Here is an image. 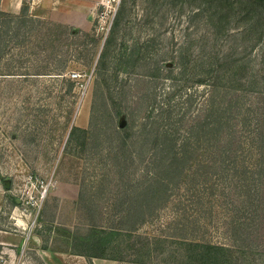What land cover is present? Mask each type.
Wrapping results in <instances>:
<instances>
[{
	"label": "rangeland",
	"instance_id": "1",
	"mask_svg": "<svg viewBox=\"0 0 264 264\" xmlns=\"http://www.w3.org/2000/svg\"><path fill=\"white\" fill-rule=\"evenodd\" d=\"M66 1L43 0L33 10L32 0H24L19 9L0 13V230L15 236L36 220L32 228L38 246L83 251L101 229L113 228L120 233L112 239L108 254L121 256L120 264H194L184 259L181 244L174 240L183 226L191 238L237 247L226 232V221L232 213L229 208L241 206L238 191L230 177L214 191L215 178L207 177L196 163L172 200L135 232L124 230L131 226L122 216L136 207L148 209L133 201L154 172L150 164L154 146L143 124L149 115L158 118L162 106L167 109L162 125L174 131V121L186 106L180 53L191 40L190 50L200 59L209 58L208 51L211 56L248 53L250 74L259 69L258 89L244 99L241 122H246L247 132L242 138L245 148H238V155L242 169L246 165L254 169L262 161L264 144L254 138L260 139L261 130L264 133V56L260 55L264 17L248 7L227 9L222 18L231 22L227 30L237 36H223L216 43L215 36L222 34L212 23L217 24L220 17L214 14L217 1L122 0L126 12L99 69L98 59L112 28L104 41L97 34L96 0L69 1L73 8L86 7L82 15L73 14L75 8ZM14 2L0 0V10ZM71 18L78 23H71ZM253 21H259V27ZM250 105L256 110L246 119ZM117 111L133 120L125 147L117 132ZM198 116L178 120L177 135L182 138L186 125ZM72 126L87 132L77 131L70 137ZM214 142L210 135L203 137L201 160L212 155ZM3 182L10 185L9 190ZM260 188L262 206L255 223L259 226L251 237L256 246L249 264H264V183ZM17 198L20 203L14 202ZM241 214L243 221L246 214ZM137 236L152 239L151 254L140 255V250L131 248ZM154 237L166 239L153 242ZM32 257L29 254L22 264H39Z\"/></svg>",
	"mask_w": 264,
	"mask_h": 264
},
{
	"label": "trees",
	"instance_id": "2",
	"mask_svg": "<svg viewBox=\"0 0 264 264\" xmlns=\"http://www.w3.org/2000/svg\"><path fill=\"white\" fill-rule=\"evenodd\" d=\"M213 1H217L216 6H218L214 14H217V16L220 15V17L218 18L217 24L214 22L212 23L216 27V30L222 33L215 36L216 43L219 42L223 36H237L233 32H229V29L227 30L231 22H229L227 18H222L227 9L234 11L238 8L248 7V9L251 8L254 13L256 12L261 19L264 17V0H212V2ZM23 3L24 0H22V4ZM125 3V1H122L114 20L110 36L107 38L105 47L98 59L99 69L102 68L104 63L103 60L114 40L115 28L117 29L119 20L126 12ZM0 13L6 12L0 10ZM255 22L258 23L255 26L259 27V21H253V24H255ZM260 40L262 41L260 45L264 50V30ZM191 47L192 40L180 53L181 67H183L181 71L186 79L183 93L186 106L182 109L183 113H179V119L174 121V131H170L169 128L163 127L162 125L161 116H164L167 110L162 106L159 115H156L158 118L149 115L146 122L143 124V132L146 136H149L154 146L150 162L154 172H151L148 184L144 187H140L135 192L133 201L138 206L147 205L148 209L136 207L124 214L122 216L123 220L130 223L131 226L124 230L131 233L135 232L137 227L144 224L149 217L158 211V209L165 207L172 200L175 192L180 188L179 186L185 183L191 176L192 172L190 171V167H192L193 163H196L200 168H204L206 174H202H205L210 179L211 177L215 178L212 180V184L215 183L214 191L218 189L220 183H227L229 177L230 181L234 184V188L238 191V196H240L239 198L241 199V206L235 205L233 209L229 208L232 213L228 214L226 221V232L229 237H233V241L237 247L191 238L189 233L184 230L185 226L181 228V231H183L178 234L179 238L174 239L176 240L175 242L181 244V252L187 262L192 261L194 264H249V257L254 252V247L256 246V241L251 237L253 236L255 227L257 228L259 226V223H255L258 221L257 213L262 206V198L259 197V194L261 190L260 187L264 183V158L260 163L256 164L254 169L250 168L249 165H246L245 168L242 169L239 166L238 148H245V140L242 138L246 136L247 132V128L244 127L246 122H241V120L245 118L243 108L245 105L244 99L249 92L258 89L257 84L259 82L257 77L259 75V69L256 73L250 74L248 53L244 56H235L230 52H218L211 56V52L208 51L209 58L204 59L201 57L200 59L199 54L196 55L194 51L192 52L190 50ZM261 54L264 56V51L260 53V55ZM199 60H201V63ZM192 78L194 80H191ZM206 86H209L211 90L206 92ZM199 94H204V97L203 101L198 103ZM246 109L249 112L246 119H249L250 111H254L256 108L250 105L246 106ZM258 109H260V107ZM121 114V111L116 112V115L120 117L119 121L121 122L124 120L125 123L123 126H120L119 122L117 132L121 134V146L125 147L126 141L129 138L127 129L130 124L133 125V120L131 121L130 117L127 118V116L124 114L121 116ZM197 115L199 116L193 123L186 125L185 128L187 130L184 136L181 138L180 135H177L179 128L177 126L178 120H183L185 122L188 116L197 117ZM77 131L81 133L87 132L85 129L72 126L70 137H73V134ZM239 134L240 136H238ZM208 135L212 136L215 140L213 152L210 157L206 156L201 160L202 157L199 156L200 143L203 137L206 139ZM258 136L260 139L255 136L254 140L264 144V133L262 130ZM228 147H233L230 149L231 153L224 156L228 151ZM221 151L223 152V157L221 163H219L220 157H218V154ZM262 155L264 156V152ZM207 158H210V160L207 161ZM224 162H226V165H222ZM230 164L232 165L230 166ZM207 168H212L213 172L209 173ZM256 173L258 174L255 176L254 174ZM234 176H237L239 180H235ZM3 184L6 190L10 189V185L5 184V182H3ZM220 190L224 193V188L220 187ZM14 202L17 203L16 201ZM242 211L246 214V218L243 221L240 220ZM178 220H175L176 223ZM99 232L100 233L96 235L94 240L84 244L87 250H76L72 251V253L85 256L89 259L90 264H92V257L121 261V256L120 258L108 254L111 249L110 245L112 239L120 232L113 228H103ZM244 234H247V236L243 239ZM258 236L257 234L255 235L256 238H259ZM174 237V235H170L171 239ZM165 239L166 238L154 237L153 242H165ZM136 240V242L131 244L133 250H140L138 253L140 255H144V253L151 254V238L137 236ZM247 240H249L251 244H246L245 242ZM77 245L78 244H75V246ZM146 247L147 249H145ZM258 254L261 255V252H258ZM138 260H141V258Z\"/></svg>",
	"mask_w": 264,
	"mask_h": 264
},
{
	"label": "crops",
	"instance_id": "3",
	"mask_svg": "<svg viewBox=\"0 0 264 264\" xmlns=\"http://www.w3.org/2000/svg\"><path fill=\"white\" fill-rule=\"evenodd\" d=\"M22 0H16L13 4L4 9L3 3L1 9L3 11H15L21 7ZM70 1V0H69ZM66 1L65 4L70 5L73 14L86 12L85 6L76 5L72 6V2ZM43 0H32L31 8L33 10L37 9L41 5ZM77 12V13H76ZM72 14V16H74ZM71 23L77 24L78 20L72 18ZM81 127V126H80ZM33 220L28 227L26 232H22L15 236H7L8 234L0 230V264H22L24 261L29 260V254L39 262V264H90L89 259L83 255L72 253L70 250H57L51 249L50 247H40L38 246L39 240L34 229L32 227L36 226ZM34 225V226H33ZM4 235V236H3ZM6 236V237H5ZM31 251V252H30ZM32 257V259H33ZM92 264H120V262L110 259L92 257Z\"/></svg>",
	"mask_w": 264,
	"mask_h": 264
},
{
	"label": "built area",
	"instance_id": "4",
	"mask_svg": "<svg viewBox=\"0 0 264 264\" xmlns=\"http://www.w3.org/2000/svg\"><path fill=\"white\" fill-rule=\"evenodd\" d=\"M122 0H96L97 4V34H100L103 41L108 36L118 13L119 7L121 5ZM44 192L40 193L39 199H43ZM18 203H20V199H18ZM29 204V202H27Z\"/></svg>",
	"mask_w": 264,
	"mask_h": 264
},
{
	"label": "bare ground",
	"instance_id": "5",
	"mask_svg": "<svg viewBox=\"0 0 264 264\" xmlns=\"http://www.w3.org/2000/svg\"><path fill=\"white\" fill-rule=\"evenodd\" d=\"M86 108H87V107L85 106L84 109H83V111H82V113H81V114H82V119L84 118V115H85V113H86Z\"/></svg>",
	"mask_w": 264,
	"mask_h": 264
},
{
	"label": "water",
	"instance_id": "6",
	"mask_svg": "<svg viewBox=\"0 0 264 264\" xmlns=\"http://www.w3.org/2000/svg\"><path fill=\"white\" fill-rule=\"evenodd\" d=\"M124 123H125V121L124 120H122L121 122H120V126H123L124 125ZM16 200V202L18 203V200L17 199H15Z\"/></svg>",
	"mask_w": 264,
	"mask_h": 264
}]
</instances>
